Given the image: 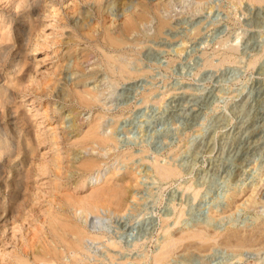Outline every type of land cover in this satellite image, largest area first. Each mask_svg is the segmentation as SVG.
<instances>
[{
	"label": "rangeland",
	"instance_id": "374dc122",
	"mask_svg": "<svg viewBox=\"0 0 264 264\" xmlns=\"http://www.w3.org/2000/svg\"><path fill=\"white\" fill-rule=\"evenodd\" d=\"M15 1L0 0V13ZM15 10L16 26L23 11ZM33 17L29 77L14 88L12 111L31 116L41 175L24 220L0 224V264H14L9 255L24 246L42 245L47 213L55 210L101 236L87 240L89 264H152L171 238L178 241L163 264H264V0H45ZM162 18L168 23L159 31ZM132 19L136 29H128ZM108 35L125 39L119 51L132 76L105 64V53L119 54ZM13 64L12 55L0 63L2 83L15 80ZM76 86L100 101L78 104ZM9 117L1 128L11 126ZM95 118L112 141L82 147ZM86 160L109 167L96 186L113 174L130 198L112 213L101 205L84 223L62 195ZM157 164L178 174L164 179ZM91 187L72 192L84 197ZM200 229L213 241L185 239ZM229 232L253 239L225 245Z\"/></svg>",
	"mask_w": 264,
	"mask_h": 264
},
{
	"label": "bare ground",
	"instance_id": "6f19581e",
	"mask_svg": "<svg viewBox=\"0 0 264 264\" xmlns=\"http://www.w3.org/2000/svg\"><path fill=\"white\" fill-rule=\"evenodd\" d=\"M44 1L45 0H16L14 2L15 8L13 10L21 9L23 11V15L21 16L23 20L19 25L16 26L13 25L14 20L12 18V14L15 15L14 12L17 10H12L9 13H0V63L5 62L12 55L14 66L10 68V75H16V78L13 81L10 79L6 80L4 83L0 81V121H6V117L10 116L8 120L10 119L11 122V126L4 128L0 127V224L2 226L7 225L8 223H12L14 225L23 219V216H25L23 213L32 205L34 186L33 181L41 172L39 168L38 170L40 172H37V168L35 166L37 164L35 162L37 155L36 152L40 142H35L37 135L34 133L30 124L31 116L26 114L21 118L17 116L16 113L12 111L14 108H12V103L14 102V88L17 86L26 85V81L29 77L28 75L30 69L28 68L30 67L31 63L28 62L27 58L28 52L32 51L30 50V43L32 42V37L35 35L37 28L36 23L33 21V16L36 12H38V10L41 9V5ZM251 1L262 2V0ZM145 18V16L142 17V19ZM138 21L142 20L139 19ZM167 23V20H164L163 18L160 19L157 26L159 31H161V29L165 27ZM136 28V20H129L128 29ZM15 30H17L15 36L16 40L12 42L13 33ZM125 44L126 42L123 37L107 36V45L115 51L121 50ZM104 56L106 61L105 64L108 65L112 72L117 70L122 77L133 75L134 71L131 72L129 70L124 52L119 51L117 56L105 53ZM207 61L208 59L206 62ZM85 89H79L78 86L73 88L71 93L72 100H76L78 104H81L85 107H91L100 101L97 92H92L88 89ZM17 107H19V105ZM27 110L29 111V109ZM25 125L28 126L26 127ZM100 126V121L95 118V121L92 122L90 126H88L89 129H87V132L83 134L84 136L82 135L83 138L81 137L82 141L79 144H82V147L85 148H88L87 146H91L93 144L100 147H105L108 145L112 139L110 136L101 134L99 132ZM38 141L39 140H37V142ZM83 162V164H80L81 166L76 164L78 167H80L79 170L82 172V176H80L79 179H74L70 183V192L67 190L69 193H66L64 196L62 195V197L68 207L74 210V213L75 211L82 212L84 215V217L82 216L84 218L82 221H84V223L88 221L89 214H92L94 210H98L101 205H106L107 208L109 207L108 209L112 213L113 210H120L129 204H127L128 199L130 198L128 196V187L124 184H121L117 176L112 174L110 177L105 178L106 182L104 185L96 186V184H98L102 178L104 170H108L109 167H100L97 165V161L93 162L91 160H86V162ZM16 163L19 164L20 168L18 173L14 172V166ZM155 169L157 171V175L164 179H169L170 177L176 176L178 174L176 169L173 167L171 168L168 165L158 166L157 164ZM89 185L94 186L93 188L91 187L92 192L89 193V195L78 197L76 196L77 194L74 195L75 193L73 194L72 192L79 187L84 188ZM62 193H64V191ZM233 196H235V193L231 194V197ZM235 199H237V196ZM47 214L48 217L45 221L47 228L44 227L43 229H47L48 231H46L44 234V242L42 241V245L40 246H33V248L30 249V252L25 249L24 246L21 253L14 252L13 254L9 255L11 258H13L14 264H89L87 260L89 258L88 256L90 255L86 256V254H88L86 245L87 240L95 241L101 239V236L97 234H93L92 236L88 235V233H86L80 224L71 220L69 214H67L65 210H55ZM93 226H95V223ZM260 229L264 230L263 228ZM260 232L258 233L260 234ZM205 233L204 230L202 231L201 229L197 231L195 230L193 233L191 231L189 235L187 234V238H185V235L184 238H194L197 239V241L199 240L208 243L211 238H209L206 235L207 233ZM238 233L229 232L225 237H223V239L226 241V244L225 242L224 244L228 245L230 243V245H234V243H237L236 245H243V247L245 245L244 243H247V241L250 244L253 239L252 236H249L252 238L250 239L249 237H245ZM263 235L264 234H262V236ZM184 238L181 237L180 239ZM249 239L251 240L250 242ZM259 239H261V237ZM173 240L175 241V239L171 238L169 240L167 239L165 242L163 241L164 243L162 242L163 245L161 246L160 250H158L159 252L154 255L155 257L152 264H163L171 252L174 251L173 246L178 240L175 242ZM106 241H108V245L110 246L116 247L117 245L115 241L109 239ZM221 242H223V240ZM201 244L203 245V243ZM67 256L70 257L68 262H66L67 259L64 261V257Z\"/></svg>",
	"mask_w": 264,
	"mask_h": 264
}]
</instances>
